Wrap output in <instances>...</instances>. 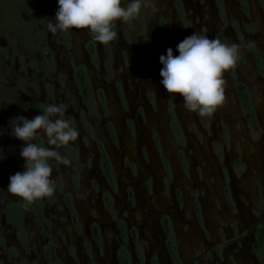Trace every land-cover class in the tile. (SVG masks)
Masks as SVG:
<instances>
[{"label":"rangeland","instance_id":"obj_1","mask_svg":"<svg viewBox=\"0 0 264 264\" xmlns=\"http://www.w3.org/2000/svg\"><path fill=\"white\" fill-rule=\"evenodd\" d=\"M180 2L185 11L175 9L173 0H155V11L144 10L140 20L130 21L133 25L130 29L127 24L115 22L117 39L107 45L92 39L87 29L65 31L68 38L64 44L51 39L50 51L55 64V73L50 77L55 84L51 104L66 106L64 114L68 120L74 121L72 125L79 132L77 140L69 143L79 147L82 154L76 168L71 164L57 165L53 160L52 175L63 179L65 188L69 185L76 192L75 207L81 225L86 227L93 220L100 225L101 243L93 248L96 264H112L114 224L107 217V211L114 210L128 226L144 227L142 221L148 220L147 224L154 230L158 225L162 226L161 220L165 218L166 226L174 233L179 259L184 264L201 262V255L208 252L202 249L205 241H213L214 236L220 238L236 226L249 228L256 219L253 194L250 197L245 195L248 199L240 200L243 202L240 203V194L237 193L240 187L236 186L248 190L249 184L263 179L264 174V111L260 110L264 101V70L260 67V59L264 61L261 2ZM51 7L57 11L58 2L51 3ZM161 17L168 21V27L163 31L157 28V20ZM238 25L250 30L240 36ZM193 33L240 46L236 66L224 73L225 103L210 117L186 110L182 97L168 94L161 84L163 65L159 57L166 55L168 48L178 55V43ZM86 40L92 41L96 49L98 68L91 65V58L86 55ZM68 59L85 65L92 88L103 93L100 106L96 103L97 108L90 112L77 101L69 75H66L68 70L64 65H68ZM108 60L111 63H107ZM58 73L63 75V90L56 84L59 82L55 80ZM239 84L244 85L251 105L247 110L238 96ZM14 108L18 110V107ZM82 114L85 118L81 122ZM85 123L91 131L88 145L83 142L84 132H87ZM97 142L102 144L109 161L111 187L106 186L108 183H104L96 172L94 146ZM201 149L202 154L198 156L196 152ZM54 150L62 153V148ZM20 151H15L10 161L14 165L13 172L23 173ZM201 155L202 162H192V158L199 161ZM235 161L241 163L240 167L235 166L233 172L236 175L233 174L232 181L228 180L225 186L226 179H229L227 171L232 172L231 165ZM205 163L216 166L222 174L219 189L214 174L202 171ZM80 168L85 170L83 175L77 172ZM75 174L79 175V185L72 178ZM70 179L74 184L76 182V187L72 186L73 183L67 184ZM107 192H112L113 206L105 198L104 203L101 202ZM242 204L250 208V213L244 216L240 211L244 209L240 206ZM246 227L242 231L247 232ZM191 230H194L197 242L184 247L183 236ZM3 233L6 240L12 242L11 234ZM149 236H141V243L154 244L151 250H147L160 254V235L157 234L153 242ZM34 238L39 241L37 236ZM67 240L77 245L80 241L73 236ZM62 248L60 242L57 254L64 258ZM225 252L227 256L225 249L220 253ZM227 263L240 264L239 260L230 262L229 258Z\"/></svg>","mask_w":264,"mask_h":264},{"label":"flooded vegetation","instance_id":"obj_2","mask_svg":"<svg viewBox=\"0 0 264 264\" xmlns=\"http://www.w3.org/2000/svg\"><path fill=\"white\" fill-rule=\"evenodd\" d=\"M55 1L58 2V0ZM55 1L25 0L22 3L9 2V4L4 5L0 1V156L4 155L5 157L0 160V264H96L93 248L101 243L100 235L102 233L99 223L93 220L86 227L81 225L75 207L76 192L69 185L65 188L63 179L52 175L51 179L55 181L53 195L36 200L28 206H25V202L21 198L13 196L7 191L10 182L9 177L17 173L13 172L15 169H12L14 168L10 161L13 159L12 154L14 155L15 151L21 150L24 146L22 140L10 134V125L15 123L12 120L16 116L32 119L40 115L44 108L53 101L55 84L52 83L50 77L55 73V64L53 54L50 51L51 39H57L64 44L67 43L68 38L65 31L58 30L56 33H51L47 28L48 20L54 21L55 18L56 10L51 7V3L53 4ZM259 3L264 13V0H259ZM173 6L178 11H185L180 0H173ZM142 16H144L143 7L137 20H140ZM262 24L264 30V22ZM167 25L168 21L165 17L157 20V28L161 31L166 30ZM127 27L132 28V22L127 23ZM237 29L240 36L247 34V31L250 30L241 29L240 25ZM218 36L220 37L219 34ZM2 39L4 40L3 43H1ZM84 44L86 55L91 58V65L98 68L99 62L92 41L86 40ZM259 44L261 45V43ZM64 67L65 70H68L66 75H69L68 79L75 90L76 99L85 110L90 112L97 108V105L100 106L103 93L101 90L96 91L92 88L86 66L76 64L68 59V65H64ZM260 67L264 70L262 58L260 59ZM61 73L63 74V72ZM62 74L58 73L55 80H59L56 84L63 90L65 84ZM237 88L242 106L246 110L251 108L244 85L239 84ZM96 103L98 104L96 105ZM23 104H28L27 111L21 107ZM15 106L18 107L19 112L14 108ZM260 110L264 111V101L260 105ZM63 117L68 120L64 113ZM81 118V122L84 121V114L81 115ZM70 122L72 124L74 121ZM85 127L87 132H84L83 142L88 145L91 139V131L86 123ZM45 139L46 137L39 135L34 142L46 147ZM94 147L97 154L96 172L101 175L104 183H108L106 186L111 187L109 184V161L105 150L99 142ZM202 151L201 149L196 154L199 156ZM61 152L68 157L74 168L80 164L79 160H81L82 154L80 148L75 144L69 143L62 147ZM179 153L182 155V152ZM191 160L200 163L203 160V155L199 157V161L196 158ZM23 162L25 164L24 159ZM240 164V162L235 161L231 165L233 167L231 168L232 172L227 171L229 179H226L225 186L228 180L229 182L232 181L231 176L236 175L233 172L235 166L238 168ZM208 165L210 164L205 163L202 166V171L205 170L209 174H214L219 189L222 186V174L216 166L210 165L207 168ZM10 171L12 172L10 173ZM24 171H26L25 168ZM262 171L264 173V169ZM77 172L83 175L85 170L80 168ZM78 174L72 178L79 185L80 174ZM262 175L263 179H257L249 184L251 187L249 186L248 190H245L241 185L236 186L240 187L237 191L238 195L240 194L238 196L239 201L245 199V195L250 197L253 194L254 204L257 208L255 216L259 220L252 221L253 223L249 228L246 225L236 226L235 229L220 238L214 236L213 241H205L202 249H207L208 252L203 255L204 257L201 255V259H199L201 262L198 261L196 264H228L227 258L230 262L239 260L240 264H264V174ZM76 182L74 184L70 179L67 184L73 183L72 186L76 187ZM110 193L112 192L105 193V196L103 194L102 204L105 198L113 206L115 199ZM240 203L243 202L240 201ZM240 206L245 209H240L242 216L250 213V208L247 209L243 204ZM107 214L110 222L114 224L112 264H184L179 259L174 233L172 234L171 229L166 226L165 218V220L163 218L161 220L162 226L158 225V229L154 230L147 224L148 220H141L144 227L128 226L123 217H119L114 210L107 211ZM244 227H246L247 232L242 231ZM6 231L11 234L12 242L6 240L3 233ZM147 234L150 235V242L156 240L157 234L160 235V254L150 252L154 244L151 245L146 242L145 245L141 243V236ZM33 236H37L39 241L34 240ZM72 236L80 239L78 245L75 242H68L67 238ZM194 237V230L184 234V247L196 243L197 238ZM60 242L61 246L64 247L62 248L65 254L64 258L57 254ZM222 249L227 251V256L226 252L225 254L220 253ZM65 260H69V262Z\"/></svg>","mask_w":264,"mask_h":264},{"label":"clouds","instance_id":"obj_3","mask_svg":"<svg viewBox=\"0 0 264 264\" xmlns=\"http://www.w3.org/2000/svg\"><path fill=\"white\" fill-rule=\"evenodd\" d=\"M142 7L155 11V0H58L54 21L48 20L47 28L51 33L87 29L92 39L107 45L117 39L115 22L127 24L136 20ZM239 50L236 43H222L193 33L178 43V55L168 48L167 54L159 57L163 65L161 84L168 94L182 97L186 110L210 117L225 103L224 73L236 66ZM21 107L24 111L29 108L28 104ZM65 107L48 104L32 119L16 116L12 120L15 123L10 125V134L24 142L20 156L25 160L26 171L9 177L7 191L21 198L25 206L53 195V160L57 165L70 164L67 156L54 150L76 141L79 136L71 122L63 118ZM38 135L46 137L47 147L33 142ZM4 158L0 156V160Z\"/></svg>","mask_w":264,"mask_h":264},{"label":"trees","instance_id":"obj_4","mask_svg":"<svg viewBox=\"0 0 264 264\" xmlns=\"http://www.w3.org/2000/svg\"><path fill=\"white\" fill-rule=\"evenodd\" d=\"M1 2H2V4L4 5V4H9V2H20V3H22L23 1H25V0H0Z\"/></svg>","mask_w":264,"mask_h":264}]
</instances>
